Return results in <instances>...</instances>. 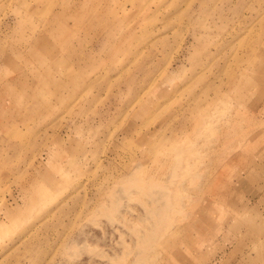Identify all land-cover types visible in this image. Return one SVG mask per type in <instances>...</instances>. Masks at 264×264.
<instances>
[{
    "label": "rangeland",
    "instance_id": "rangeland-1",
    "mask_svg": "<svg viewBox=\"0 0 264 264\" xmlns=\"http://www.w3.org/2000/svg\"><path fill=\"white\" fill-rule=\"evenodd\" d=\"M0 264H264V0H0Z\"/></svg>",
    "mask_w": 264,
    "mask_h": 264
},
{
    "label": "bare ground",
    "instance_id": "bare-ground-1",
    "mask_svg": "<svg viewBox=\"0 0 264 264\" xmlns=\"http://www.w3.org/2000/svg\"><path fill=\"white\" fill-rule=\"evenodd\" d=\"M5 213H6V215L9 216V209H8ZM12 214H13V212L11 211V212H10V215L12 216Z\"/></svg>",
    "mask_w": 264,
    "mask_h": 264
}]
</instances>
